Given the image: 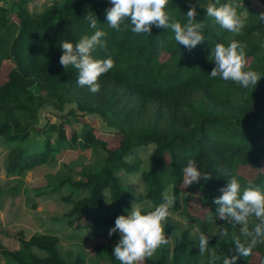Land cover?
Instances as JSON below:
<instances>
[{
	"label": "trees",
	"instance_id": "trees-1",
	"mask_svg": "<svg viewBox=\"0 0 264 264\" xmlns=\"http://www.w3.org/2000/svg\"><path fill=\"white\" fill-rule=\"evenodd\" d=\"M30 1L0 5V74L4 64L11 65L7 80L0 84V140L8 151L7 175L20 177L39 166L55 164L68 148L99 152V163L81 178L73 179L68 165L62 179L44 188H67L62 200L71 204L65 217L72 239L109 236L101 229L114 225L117 216L127 215L133 203L146 202L149 207L141 211L148 212L172 197L170 213L179 212L198 223L209 238V250L214 249L222 259L234 255V239L243 242L244 237L239 225L218 217L214 199L222 195L221 188L232 176L240 181L242 190L250 183L264 192L263 12L253 9L248 0H220L218 7L232 5L246 19L244 29L236 35L206 15L205 7L216 0H169L170 21L184 25L189 8L195 5L196 22L204 25V40L188 50L174 40L170 28L153 26L151 34H136L123 25L121 31L112 29L105 15L111 7L109 0H62L37 14L30 11ZM88 15H96L98 28L107 32V46L98 47L94 58L114 61V67L100 77V90L95 94L78 85L77 69L70 65L65 70L59 62L63 54L60 42L75 44L94 33ZM232 40L247 45L246 70L262 75L256 86L244 88L210 76L216 44L228 45ZM44 107L61 112L59 122L41 125ZM87 115L100 117L114 129L116 147H110L97 133L96 125L85 119ZM76 121L81 123L79 130L73 127ZM150 145L154 147L152 159L142 169L140 158H129ZM189 159L210 179L185 187L183 168ZM246 168L254 169L255 177L244 175ZM122 171L139 173L145 192L138 194L124 186ZM196 188L202 195L190 196ZM2 191L0 185V195ZM108 199L125 208L123 214L104 212ZM90 213L94 215L80 221ZM168 223L169 228L174 226ZM249 223L252 229L259 221L250 217ZM224 228L229 234L219 239L215 234ZM82 231L90 233L82 236ZM192 231L190 226L175 240L168 239L157 250L158 257L143 264H208V253L200 254L199 237ZM60 243L56 234L38 232L20 237L19 248L3 249L2 253L13 264H86L84 251L64 255ZM98 248L113 264H120L112 254L113 245ZM255 254L264 260V243L257 244L250 256H239L236 264H262L253 261ZM222 259L216 264H222Z\"/></svg>",
	"mask_w": 264,
	"mask_h": 264
},
{
	"label": "clouds",
	"instance_id": "clouds-1",
	"mask_svg": "<svg viewBox=\"0 0 264 264\" xmlns=\"http://www.w3.org/2000/svg\"><path fill=\"white\" fill-rule=\"evenodd\" d=\"M111 7L106 9L107 24L116 31H121V25L133 33L151 34L152 27L171 29L174 40L188 50H192L204 40L202 29L204 25L196 22L197 11L192 5L186 16L187 23L170 21L166 9L169 0H109ZM220 0L209 3L206 15L214 18L216 23L230 33L239 35L245 27L246 19L242 18L237 9L229 4L217 6ZM89 26L95 29L91 35L82 36L75 44L69 40L60 42L62 49L60 64L66 70L70 65L78 70L77 83L81 87H88L95 94L100 90L99 79L114 67L111 57L94 58L93 53L98 47L106 48L107 32L97 26L96 15H88ZM264 20V13L260 14ZM130 21V24L125 23ZM246 48L243 42L232 40L228 45L216 44L212 52L215 66L209 73L212 78L220 77L224 81H232L248 88L256 86L262 75L255 70H246ZM201 179L207 181L210 176L202 172L194 159H189L183 168V184L185 187L199 183ZM222 195L214 199L218 206L216 212L221 220L230 224L240 225L241 235L234 239L235 254L224 256L223 259L216 251L209 250V238L204 233L199 236V252L208 253V264H216L222 259V264H236L239 256L248 257L257 244L264 243V192L252 184L241 188L240 181L232 176L225 187L221 188ZM195 195V194H193ZM166 202L156 206L153 210L142 212L132 207L127 215H119L115 219L114 227L109 230V236L119 233L120 239L114 246L112 254L120 264H143L162 246L168 244L165 236V224L170 216L169 206L174 203L172 197H166ZM255 217L256 223L252 229L248 227L249 218ZM215 223V221H213ZM228 230L221 229L215 235L218 238L227 237Z\"/></svg>",
	"mask_w": 264,
	"mask_h": 264
},
{
	"label": "rangeland",
	"instance_id": "rangeland-1",
	"mask_svg": "<svg viewBox=\"0 0 264 264\" xmlns=\"http://www.w3.org/2000/svg\"><path fill=\"white\" fill-rule=\"evenodd\" d=\"M61 1L31 0L29 9L31 12L37 14L42 12L46 6L52 4L59 5ZM248 1L251 3L253 9L264 13V0ZM11 4L12 0H0V5L10 6ZM10 67L11 65L9 63L4 64L0 74V84L7 80ZM66 108L68 111L70 105ZM60 115H62L61 112L51 107H44L40 111V124L43 125L46 121L59 122L58 116ZM85 119L96 125L97 133L109 141L110 147L114 148L117 146V133L114 129L106 126L100 117L87 115ZM73 127L79 130L81 127L80 121L74 122ZM153 151L154 147L152 145L145 146L139 148L129 159L133 161L135 157L140 158V168L143 169L149 166ZM100 156L101 153H96L90 149L68 148L58 159L57 163L39 166L34 170L25 172L20 177H10L6 173L8 151L0 140V185L3 189L0 195V264H13L10 259L4 256L2 253L3 249L15 250L19 248L20 237L29 238L32 234L38 232H50L59 236L61 251L64 255H68V252H71L73 256L76 251L82 250L85 253L86 264H113L98 246L100 244L115 246L120 239L119 233H114L111 237L97 236L86 241L82 238L72 239L70 235L72 234V229L67 226L65 217L66 212L71 208V204L62 200V196L67 194V188L63 187L60 191L44 189L46 186L51 187L50 185H54L62 179L63 175L68 173V165L71 167L70 176L76 180L81 178L82 173L88 172V170L94 168L99 163ZM120 175L124 186L132 188L138 194L145 192L144 184L139 173L129 174L122 171ZM244 175L253 178L256 175V171L251 168H246ZM192 191L190 193L192 197H200L202 195L197 188ZM133 206L140 210L149 207L146 202L133 203ZM192 208L196 209V207ZM124 210L125 208L119 207L111 199H108L103 209L104 212L113 215L115 212L123 214ZM202 212L205 213V210L202 209ZM94 213L96 214L95 209ZM94 213L84 215L80 221L88 220ZM170 216L167 223L169 222L168 225L170 223L174 224V226L169 228L166 226L167 223L165 224V236L171 241L175 240L183 230L190 226H193L192 233L194 236L199 237L201 233H204L201 226L196 222H192L187 216H183L179 212H172ZM112 227H114L113 224L106 225L100 232L104 230V232L109 233ZM240 227L239 225V229ZM89 233L81 232L82 236L88 235ZM35 252L41 257L44 256V253L40 251L35 250ZM157 257L158 252L151 258L155 259ZM253 261L264 264V260L262 261L258 254L253 256Z\"/></svg>",
	"mask_w": 264,
	"mask_h": 264
}]
</instances>
